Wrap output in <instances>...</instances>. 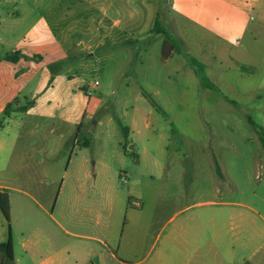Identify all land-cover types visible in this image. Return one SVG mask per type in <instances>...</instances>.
I'll use <instances>...</instances> for the list:
<instances>
[{
    "label": "rangeland",
    "instance_id": "obj_1",
    "mask_svg": "<svg viewBox=\"0 0 264 264\" xmlns=\"http://www.w3.org/2000/svg\"><path fill=\"white\" fill-rule=\"evenodd\" d=\"M191 7L189 0L42 5L40 13L50 10L53 24L56 15L66 16L60 28L71 35V50L89 40L80 37L81 28H95V59L67 69L77 75L89 117L71 160L50 163L35 154L28 178L22 174L16 182L32 197L8 192L14 261L0 253L2 264H75L99 248L92 238L121 241L123 264H177L167 238L183 218L228 221L233 211L244 225L221 230V242L209 251L211 264L218 258L264 264V148L250 124L264 130V43H253L249 35L240 46L228 45L189 17ZM157 14L169 35L184 43L183 52L168 60L162 56L166 37L152 32ZM188 58L205 65L219 92L202 87ZM216 162L225 179L218 178ZM60 190L54 207L47 198ZM139 196L147 199V242L136 255L123 231ZM185 205L191 208L176 217ZM8 235L0 212V239Z\"/></svg>",
    "mask_w": 264,
    "mask_h": 264
},
{
    "label": "crops",
    "instance_id": "obj_2",
    "mask_svg": "<svg viewBox=\"0 0 264 264\" xmlns=\"http://www.w3.org/2000/svg\"><path fill=\"white\" fill-rule=\"evenodd\" d=\"M46 1L0 0V191L20 192L26 197L32 196L17 189L16 182L22 174L25 180L28 178L31 166L37 164L36 153L48 158L50 163L57 162L58 157L71 160L79 146L80 134L89 117L88 105H85L77 75L67 69L95 59V28H81L80 37H89V40L84 47L71 50L68 45L71 35L60 28L66 16L56 15L53 24L50 10L40 13ZM189 3L192 6L189 17L203 22L205 29L224 43L240 46L249 35L253 43H264V0H189ZM83 42L82 39L79 44ZM71 51L74 55H69ZM35 138L40 139L41 145L32 143ZM51 140L55 141L52 147L49 146ZM135 160L134 165L139 166L141 157L136 156ZM122 172L125 171L120 174ZM132 174L138 178L135 170ZM222 176L218 178L225 179L223 173ZM60 195L61 190L56 196L48 197V203L55 207ZM139 199L141 204L131 210L123 231L125 245L134 244L136 255L141 254L147 242L143 214L147 199L143 196ZM228 204L245 207L240 202ZM9 207L11 218L10 197ZM189 208L191 205L183 206L175 216ZM29 209V205L24 204L23 210L29 212ZM238 215L233 211L228 214V221L213 216H201L198 220L192 216L183 218L167 238L168 244L173 246L170 258L177 264H211L209 251L221 242V230L227 225L230 230L244 225ZM7 240L0 239V244ZM91 240L99 248L91 249L92 253L75 264H123L126 261L117 253L121 241ZM215 264L225 263L218 258Z\"/></svg>",
    "mask_w": 264,
    "mask_h": 264
},
{
    "label": "trees",
    "instance_id": "obj_3",
    "mask_svg": "<svg viewBox=\"0 0 264 264\" xmlns=\"http://www.w3.org/2000/svg\"><path fill=\"white\" fill-rule=\"evenodd\" d=\"M1 24V22H0ZM153 33L156 34H163L166 37V40L164 42L163 48H162V56L164 60H168L172 57V54L174 52L177 53H182V46L184 45L182 40H176L173 39L167 30L162 26L161 21L159 19L158 14L156 15L154 27L152 29ZM189 63L191 66L194 67L195 73L197 77L199 78L201 85L204 89H209L212 91L219 92V88L209 79V77L206 74V67L204 64L200 63L199 61L193 59V58H188ZM155 108L158 110V108L154 103H152ZM250 124L253 126L255 131L258 134L259 140L261 141L262 147L264 148V130L257 126L253 121L250 120ZM125 154L128 155V151L125 150ZM216 173L217 175L222 178V172L221 169L216 162ZM0 212L4 216L5 220L8 223L9 226V236L8 240L5 243L0 244V253L4 254L9 261H14V247H13V242H12V237H11V231H10V207H9V195L6 192H1L0 191ZM0 264H2L0 262Z\"/></svg>",
    "mask_w": 264,
    "mask_h": 264
},
{
    "label": "built area",
    "instance_id": "obj_4",
    "mask_svg": "<svg viewBox=\"0 0 264 264\" xmlns=\"http://www.w3.org/2000/svg\"><path fill=\"white\" fill-rule=\"evenodd\" d=\"M95 85H98V82H96ZM121 181H122L123 183H125V184H127V182H128V181H127V178H126L125 176H123V175L121 176ZM134 206H135V207H139L140 204H139L138 202H135V203H134Z\"/></svg>",
    "mask_w": 264,
    "mask_h": 264
}]
</instances>
